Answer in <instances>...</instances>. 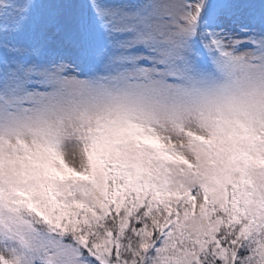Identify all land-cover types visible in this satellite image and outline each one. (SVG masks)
Segmentation results:
<instances>
[{"label": "snow or ice", "instance_id": "6c2138e0", "mask_svg": "<svg viewBox=\"0 0 264 264\" xmlns=\"http://www.w3.org/2000/svg\"><path fill=\"white\" fill-rule=\"evenodd\" d=\"M0 264H264V0H0Z\"/></svg>", "mask_w": 264, "mask_h": 264}]
</instances>
